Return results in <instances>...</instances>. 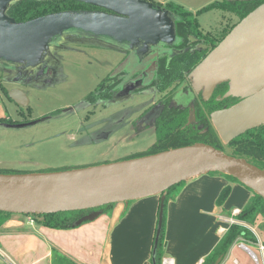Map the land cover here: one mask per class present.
Wrapping results in <instances>:
<instances>
[{
  "label": "water",
  "instance_id": "1",
  "mask_svg": "<svg viewBox=\"0 0 264 264\" xmlns=\"http://www.w3.org/2000/svg\"><path fill=\"white\" fill-rule=\"evenodd\" d=\"M20 1L26 0H0V63L21 74L45 64L51 47H58L67 36L115 45L137 54L142 59L139 64L149 59L146 63L150 65H156L160 49L178 41L176 17L149 0H31L74 1L97 9L63 11L17 22L8 12ZM42 70H38L36 79L45 75ZM188 79L205 101L225 82L229 90L217 100L240 99L230 108L211 114L212 125L225 145L264 126V3L240 20ZM8 96L17 106H29L27 95L20 89L10 90ZM34 124L3 125L21 129ZM211 173L237 179L264 200L263 169L211 145L195 143L76 169L0 174V212L45 216L91 211L76 221L75 226H81L97 219L105 206L162 196L176 185ZM163 201L162 197L161 207ZM161 221L162 209L159 229ZM246 251L255 257L250 249ZM222 260L220 257L214 264Z\"/></svg>",
  "mask_w": 264,
  "mask_h": 264
},
{
  "label": "rangeland",
  "instance_id": "2",
  "mask_svg": "<svg viewBox=\"0 0 264 264\" xmlns=\"http://www.w3.org/2000/svg\"><path fill=\"white\" fill-rule=\"evenodd\" d=\"M154 1L162 5L172 2L196 14L211 3L236 0ZM197 19L202 34L208 37L200 39L190 36V43H195L197 49H210L209 41L220 39L240 21L237 15L220 10L201 12ZM128 60L129 64L125 63ZM138 61L142 59L137 54L132 55L115 45L95 39L67 36L58 47L51 48L43 77L36 79V73L32 70L26 82L16 86L12 83L14 73L0 67L3 85L9 91L15 88L22 90L29 99L28 107H19L0 91V117L5 115L15 124L35 123L21 129L0 125V170L27 173L76 169L126 160L148 151L157 140L155 129L153 126L144 127V120L139 119V116L144 106L161 98L162 94L156 87H149L117 101L102 100L96 104L86 102L91 93L96 92L103 84L104 90L109 85L107 82L115 79L123 70L128 71L130 76H135L139 68L147 66V77L152 78L155 63L147 64L149 59L141 64ZM187 77L188 73L185 74L182 86L188 84ZM137 78L142 79L141 75ZM178 83L180 82L175 81L174 85H180ZM189 83L192 84L190 80ZM172 89L176 88L165 91ZM49 115L54 117L45 121V117ZM215 134L213 144L231 155L229 144L225 145L218 134ZM184 184L185 182L176 185V195ZM110 210L111 208H105L102 212L106 214ZM30 216L38 222L42 220L41 216ZM237 218L234 224L247 226L264 240L263 220L251 227ZM242 244L241 241L233 245L221 264H264L258 246L244 243L257 256L256 261ZM62 257L64 263L87 264L71 261L57 251L51 264H63Z\"/></svg>",
  "mask_w": 264,
  "mask_h": 264
},
{
  "label": "crops",
  "instance_id": "3",
  "mask_svg": "<svg viewBox=\"0 0 264 264\" xmlns=\"http://www.w3.org/2000/svg\"><path fill=\"white\" fill-rule=\"evenodd\" d=\"M227 186L231 193L219 207ZM252 197L244 185L219 174L185 182L167 205L164 258L174 264H203ZM160 205L161 196L115 204L94 221L65 230L34 219L31 224V216L11 215L0 228V253L15 264H51L55 251L87 264H152Z\"/></svg>",
  "mask_w": 264,
  "mask_h": 264
},
{
  "label": "trees",
  "instance_id": "4",
  "mask_svg": "<svg viewBox=\"0 0 264 264\" xmlns=\"http://www.w3.org/2000/svg\"><path fill=\"white\" fill-rule=\"evenodd\" d=\"M152 3L159 5L176 17V27H177V38L178 44L174 45L180 51V54L176 55L175 58H161L157 63V84L159 91H165L168 88H171L175 81H180L182 83L185 82V74L190 73L206 56L207 54L214 49L219 42H221L224 37L233 29V27L229 30L228 33H225L223 37L215 41H209L210 49L207 47H203L200 49L196 48V44L190 43V36H194L196 38H208L202 34L200 29V24L198 22V15L201 12L212 11V10H220L225 13L235 14L240 20L245 18L250 12L255 10L258 6L264 3V0H236V1H222V2H214L203 8L196 14L186 10L180 5L175 3H168L166 5H162L156 3L154 0H150ZM90 5L74 2V1H51V2H39V1H20L15 3L9 10L8 14L14 18L17 22H27L38 17L49 15L52 13H58L63 11H74V10H96ZM208 43V42H207ZM208 43V44H209ZM171 47V46H168ZM189 84V82H188ZM187 84V85H188ZM221 91L222 93L228 89L227 82L222 83ZM0 91L3 95L7 97L11 102H13L9 96V90L3 86L2 80L0 77ZM95 94L91 93L89 98H94ZM102 98H109V92L103 93ZM228 105L236 103L237 101L233 98L228 99ZM209 104V111L212 112L216 109H219L223 103L217 102L215 99ZM31 108H28L30 110ZM176 110V109H175ZM180 113V117L176 119V123H173L174 120L171 114L168 111H165L162 119L157 123L156 134L157 140L153 147H151L148 151L143 154L136 155L127 159L147 156L156 154L162 151L175 149L179 147L193 145L195 143H205L211 145L217 149L223 150L218 145L213 144L212 139L216 135L214 128L210 124V120L206 118L205 115L199 112L198 123L193 125L187 123V113L180 110H177ZM209 112V113H210ZM192 114V113H191ZM194 115V112H193ZM166 116H171L166 118ZM170 121L171 125L169 124ZM3 121V120H1ZM164 121V122H163ZM7 124L13 123V121H6ZM201 127L200 125H203ZM215 134V135H214ZM232 149V156L244 158L248 162L253 165L264 170V126H261L257 129L251 130L246 134L238 137L234 141H232L229 145ZM224 151V150H223ZM225 152V151H224ZM226 153V152H225ZM126 159V160H127ZM68 169H53L39 172H51V171H61ZM12 173H21L7 170H0V174H12ZM226 178L230 179L233 182L240 183L237 179L233 177L221 174ZM182 184V183H181ZM241 184V183H240ZM243 185V184H242ZM177 186H174L167 190L162 194L161 198H164L163 207H159V216L157 222V229L155 234V239L159 232L158 242L156 244L154 239L153 244V257L152 264H162V260L164 258V241H165V233H166V221H167V205L171 199L176 197L175 191ZM247 188V187H246ZM231 193V187L227 186L221 192L217 204L219 207L223 206L227 198ZM113 205H108L100 210L105 208H111ZM162 209V221L161 227L159 229L160 222V210ZM91 211H76V212H68V213H58L41 216L43 226L50 229L57 230H65V229H73L77 228L75 226L76 221H78L84 215L89 214ZM12 214L2 213L0 212V228L8 221L9 217ZM30 216V215H28ZM37 217V216H35ZM238 217V218H237ZM236 218L241 223H246L247 225L254 227L259 224V221H264V200L253 193V197L249 204L238 214ZM262 221V222H263ZM258 234L256 235L252 229L248 228L242 224H232L229 229L225 232L219 243L216 245L212 253L205 259L203 264H214L217 259L223 257L222 262L224 261L226 255L230 251V249L237 242L250 243L254 246L259 243ZM264 244V240H262ZM62 262L64 258H61ZM63 264H67L64 263Z\"/></svg>",
  "mask_w": 264,
  "mask_h": 264
},
{
  "label": "flooded vegetation",
  "instance_id": "5",
  "mask_svg": "<svg viewBox=\"0 0 264 264\" xmlns=\"http://www.w3.org/2000/svg\"><path fill=\"white\" fill-rule=\"evenodd\" d=\"M176 44H178V42L175 43L174 45H176ZM174 45L171 47L165 46L163 48V50L160 49L161 54H160L159 58H155V61H156L155 68H157V63L161 58H163V57L175 58L176 55H178V54H176L178 49L176 47H174ZM163 53H167V54L163 55ZM48 58H50V56L46 58L45 64H43V65H41L35 69L28 70L27 72H25L23 74L18 73V72H14L13 70L10 69V67L6 63H0V67H2V69H6V71H10V72L14 73V77H12V78H14V80L12 81V83L16 86H19V85H22L23 83L26 82V80L29 78V75L31 74L32 70H34V72L36 74H37L38 70H40L42 68H44V70H42V71H46L47 70L46 68L48 65V62H47ZM155 68L153 71L154 74H152V78H150L151 76L147 77V73H148L146 71L147 66H145L144 69H143V67L139 68V70H138L139 72L135 76H130L128 71L123 70V73L118 75L115 79L107 82V84H109V85H106L107 87H105L104 90H103V87L105 86V84L101 85L96 90V92H94V94H95L94 98L93 97L89 98V96H88V98L86 99V102L90 103V104H96L97 102L102 101V100L117 101V100L124 99L126 97H130L133 94L139 93V92H141V91H143L149 87H156V90L160 94H162L161 98L156 99V102L154 101L155 103L152 102L151 104L144 106L142 108L144 111L142 110V113L139 116V119L144 120V127L153 126V128L155 129V134H156V127H157L156 125L162 119V116L164 115L165 111H168L171 114V116L174 120L173 123H176V119L179 118L181 115L180 113L177 112V110H180V112L181 111L186 112L187 113V123L188 124L194 123L193 125L198 123V117H199V112H200L203 115H205L208 120H210V124L213 127L212 122H211V114L213 112L230 108L231 106L235 105L236 103H238L240 101V99L233 98L237 102L232 104L231 106H229L228 105V103H229L228 99H230V98L223 99L220 101L217 100V98L219 96L223 97L227 93V91L229 90V83L228 82H227L228 89L225 92L222 93V91H221L222 86H220L221 84L218 85L217 88L215 89L214 94L212 95V97L208 101H205L201 94L200 95L196 94L193 87H192V84H190V83L188 85L182 86L181 85L182 82L179 81L180 83H178V84H180V85H177V86L173 85L171 87V88L175 87L176 89H172L169 92L168 91H159L158 84H157V69H155ZM189 74H188V76H189ZM140 75H141L142 79L137 78ZM149 78H150V80H149ZM144 79H148V80L146 81ZM187 79H188V77H187ZM188 82H189V79H188ZM2 84H3V81H2ZM6 88L7 87H5V89ZM15 89H17V88H15ZM106 92H109V98H102V94L106 93ZM214 99L217 102L223 103V105L219 109H216V110L210 112L209 111V104H212L211 102ZM193 112H194V115H193ZM19 114L21 115V112H19ZM171 116H166V118L169 119V117H170V119H171ZM53 117H54V115H49V116L45 117L44 120L46 121V120H49ZM1 120H3V121H1ZM4 120L11 121V120H9L8 117H5V115H4V116L0 117V125H3L5 123ZM168 122L171 125L169 120H168ZM7 124H9V123H7ZM13 124H15V123H13ZM200 126L203 127L204 124L200 125ZM156 136H157V134H156Z\"/></svg>",
  "mask_w": 264,
  "mask_h": 264
},
{
  "label": "built area",
  "instance_id": "6",
  "mask_svg": "<svg viewBox=\"0 0 264 264\" xmlns=\"http://www.w3.org/2000/svg\"><path fill=\"white\" fill-rule=\"evenodd\" d=\"M239 213H235V215H238ZM233 223H235L233 220L231 221ZM30 223L33 224L34 223V220L33 218H31L30 220ZM258 249L261 253V256H262V260L264 262V244L263 242H261L259 240V244H258ZM254 259H256V261L258 260L257 256L255 255ZM0 260L2 261L3 264H15L13 261H11L6 255H4L3 253L1 254L0 253ZM162 264H174V261L169 259V258H164L163 261H162ZM259 264V262H258Z\"/></svg>",
  "mask_w": 264,
  "mask_h": 264
},
{
  "label": "bare ground",
  "instance_id": "7",
  "mask_svg": "<svg viewBox=\"0 0 264 264\" xmlns=\"http://www.w3.org/2000/svg\"><path fill=\"white\" fill-rule=\"evenodd\" d=\"M259 244V243H258ZM243 248L246 250L247 247H245V244L243 243L242 244ZM164 259V258H163ZM163 261V260H162Z\"/></svg>",
  "mask_w": 264,
  "mask_h": 264
}]
</instances>
